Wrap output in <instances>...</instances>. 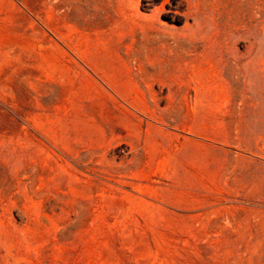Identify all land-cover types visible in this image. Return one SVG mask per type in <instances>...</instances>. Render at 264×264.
Segmentation results:
<instances>
[{
    "label": "rangeland",
    "instance_id": "rangeland-1",
    "mask_svg": "<svg viewBox=\"0 0 264 264\" xmlns=\"http://www.w3.org/2000/svg\"><path fill=\"white\" fill-rule=\"evenodd\" d=\"M0 264H264V0H0Z\"/></svg>",
    "mask_w": 264,
    "mask_h": 264
},
{
    "label": "bare ground",
    "instance_id": "bare-ground-1",
    "mask_svg": "<svg viewBox=\"0 0 264 264\" xmlns=\"http://www.w3.org/2000/svg\"><path fill=\"white\" fill-rule=\"evenodd\" d=\"M116 130H117V131H119V129H118V128H116Z\"/></svg>",
    "mask_w": 264,
    "mask_h": 264
}]
</instances>
